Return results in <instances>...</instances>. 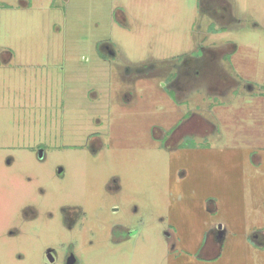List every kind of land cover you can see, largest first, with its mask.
Returning <instances> with one entry per match:
<instances>
[{
  "label": "rangeland",
  "instance_id": "obj_1",
  "mask_svg": "<svg viewBox=\"0 0 264 264\" xmlns=\"http://www.w3.org/2000/svg\"><path fill=\"white\" fill-rule=\"evenodd\" d=\"M255 234L264 0H0V264H264Z\"/></svg>",
  "mask_w": 264,
  "mask_h": 264
},
{
  "label": "flooded vegetation",
  "instance_id": "obj_2",
  "mask_svg": "<svg viewBox=\"0 0 264 264\" xmlns=\"http://www.w3.org/2000/svg\"><path fill=\"white\" fill-rule=\"evenodd\" d=\"M112 54V53H111ZM174 86H176V80H174ZM175 91V98H176V90L174 89ZM117 187V182H114V184H112L110 186V191H114V188ZM35 215V213H34ZM23 219H28L27 216H25V214L23 213ZM129 233L128 237H133V236H136L138 233L137 230H129V229H126ZM15 233V232H14ZM14 233H11V234H14ZM214 236L216 237V240H211V241H208L207 244L202 247V253L206 254V256H213L212 254H215L217 252V248H218V245L219 244V240L220 237L218 236V234L214 233ZM256 240V241H255ZM254 242L258 245V246H263L264 245V234H255V238H254ZM217 247H216V246ZM211 253V254H210ZM46 257L47 259L49 260L50 263H53L54 262V256L52 255V251L51 250H47L46 252ZM65 264H79L78 263V260L75 258L74 255H72L71 253L68 254L67 258L65 259Z\"/></svg>",
  "mask_w": 264,
  "mask_h": 264
},
{
  "label": "trees",
  "instance_id": "obj_3",
  "mask_svg": "<svg viewBox=\"0 0 264 264\" xmlns=\"http://www.w3.org/2000/svg\"><path fill=\"white\" fill-rule=\"evenodd\" d=\"M221 75V73L219 74V76ZM223 77V76H222Z\"/></svg>",
  "mask_w": 264,
  "mask_h": 264
}]
</instances>
